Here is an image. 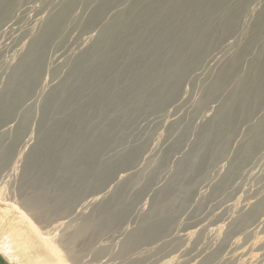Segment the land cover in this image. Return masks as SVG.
I'll use <instances>...</instances> for the list:
<instances>
[{
  "label": "rangeland",
  "instance_id": "obj_1",
  "mask_svg": "<svg viewBox=\"0 0 264 264\" xmlns=\"http://www.w3.org/2000/svg\"><path fill=\"white\" fill-rule=\"evenodd\" d=\"M263 70L264 0H0L3 185L90 225L66 262L0 201L1 264H244Z\"/></svg>",
  "mask_w": 264,
  "mask_h": 264
},
{
  "label": "bare ground",
  "instance_id": "obj_2",
  "mask_svg": "<svg viewBox=\"0 0 264 264\" xmlns=\"http://www.w3.org/2000/svg\"><path fill=\"white\" fill-rule=\"evenodd\" d=\"M185 7V6H184ZM144 8V7H143ZM183 9V8H182ZM104 10V9H103ZM182 11V10H181ZM55 12V11H54ZM142 12V11H141ZM144 12V11H143ZM95 13V12H94ZM101 14V13H100ZM96 15V14H95ZM149 15V14H148ZM154 15V14H153ZM147 16V15H146ZM145 16V17H146ZM143 19V18H142ZM147 19V18H146ZM169 19V18H168ZM167 20V19H166ZM108 22V21H107ZM57 22H54L51 24L50 29H55L57 27ZM171 24H173V21L171 22ZM100 25V24H99ZM173 27V26H172ZM92 28V27H91ZM174 28V27H173ZM111 29V28H110ZM161 31V30H160ZM166 31V30H165ZM122 32V31H121ZM104 33V32H103ZM55 34V33H54ZM161 36V35H160ZM165 36V35H164ZM54 37V36H53ZM146 37V36H145ZM144 37V38H145ZM161 38V37H160ZM162 39V38H161ZM160 39V40H161ZM115 40V38H114ZM135 40V39H134ZM137 41V40H136ZM139 41V40H138ZM135 43V42H134ZM50 44V43H49ZM136 44V43H135ZM137 44H140L137 42ZM47 48V47H46ZM157 49H155L156 51ZM197 51V50H196ZM158 52V51H157ZM155 54V53H154ZM158 54V53H157ZM107 55V53L105 54ZM154 56V55H152ZM156 56V55H155ZM72 57V56H71ZM79 57V56H78ZM77 57V58H78ZM106 57V56H105ZM157 57V56H156ZM155 57V58H156ZM69 58V57H68ZM154 58V57H153ZM154 58V59H155ZM162 59H164L162 57ZM170 59V58H169ZM173 59V58H172ZM199 59V58H198ZM74 60V59H73ZM159 60V59H158ZM161 60V58H160ZM159 60V61H160ZM176 60V59H175ZM193 60V59H192ZM137 61V60H136ZM155 61V60H154ZM158 61V63H159ZM167 61V60H166ZM165 61V62H166ZM173 61V60H172ZM191 61V60H190ZM156 62H157V58H156ZM155 62V63H156ZM162 60L160 61L159 64H161ZM195 62V61H194ZM69 63V62H68ZM148 63V62H147ZM172 63V62H171ZM150 64V63H149ZM148 64V65H149ZM170 64V63H168ZM158 65V64H157ZM195 65V64H194ZM151 66V65H150ZM154 66V65H153ZM143 67V66H142ZM148 67V66H147ZM152 68V66L150 67ZM162 68V66H161ZM167 68V66H166ZM188 68V67H187ZM69 69V68H68ZM95 69V68H94ZM148 69V68H147ZM145 69V70H147ZM192 69V68H190ZM33 70V69H32ZM91 70V69H90ZM93 70V69H92ZM131 70V69H130ZM150 70V69H149ZM153 71V70H152ZM168 71V69H167ZM88 72V71H87ZM129 72V71H128ZM147 72V71H146ZM154 72V71H153ZM156 72V71H155ZM171 72V71H170ZM150 73H152L150 71ZM12 74V73H11ZM60 74V73H59ZM90 74V73H89ZM88 75V74H87ZM97 75V74H96ZM149 75V74H148ZM157 75V74H156ZM23 77V76H22ZM87 77V76H86ZM261 78V84H263L264 82V70L262 71V74L260 76ZM89 78V77H88ZM148 78V77H147ZM26 79V78H25ZM157 79V78H156ZM179 81V80H178ZM177 81V82H178ZM16 82V81H15ZM154 83V82H153ZM180 83V81H179ZM178 83V85H179ZM258 83V82H257ZM25 84V83H24ZM260 84V85H261ZM38 85V84H37ZM175 85V84H174ZM177 85V84H176ZM264 86V85H263ZM45 87V86H44ZM176 87V86H175ZM262 87V86H261ZM26 89V88H25ZM177 89V88H175ZM45 90V89H44ZM174 90V89H173ZM61 91V90H60ZM172 91V90H171ZM43 92V91H42ZM259 93V92H258ZM42 94V93H41ZM14 96V95H13ZM43 97V96H42ZM68 97V96H67ZM172 97V96H171ZM72 99V98H71ZM70 99V100H71ZM142 98H140L141 100ZM47 101V100H46ZM50 101V100H49ZM48 101V102H49ZM54 101V100H53ZM139 101V99H138ZM52 102V101H51ZM62 102V101H61ZM140 104V103H139ZM47 105V104H45ZM108 106V105H107ZM137 106V105H136ZM9 109V108H8ZM105 109V108H104ZM2 111V110H1ZM49 112V111H48ZM5 113V112H4ZM45 113V112H44ZM216 115V114H215ZM46 116V114H45ZM50 116V115H49ZM216 117V116H215ZM218 119V118H217ZM65 120V119H64ZM107 125V124H106ZM108 128V127H107ZM210 128H212V125H210ZM213 129V128H212ZM107 133V132H106ZM105 135V134H104ZM103 135V136H104ZM101 138V137H100ZM251 142V141H250ZM247 148V147H246ZM77 149V148H76ZM240 149V148H239ZM97 150V149H96ZM134 153V152H133ZM5 151L3 152V154H1V158H0V201H2L3 203L6 202H10L11 204H16L19 206L20 209V217L23 221H26L27 224H29L31 227H33L35 229V231L40 234L39 236L41 237L42 241L44 242V244L46 246H49L51 249V251H53L55 253V255H58L59 257H61L62 260H66V262L68 261V258H70L69 260L71 261L74 258V254L72 253V247L75 243H77V241L79 239H82L86 236L87 230L89 228V223H85L83 226H81L80 228H78L74 233L71 234H67L65 236H60L62 237L60 238H56L57 236V232L60 229V227L64 224L65 221H63V218H57L53 220V216L58 213V209L55 207H51V206H46L43 203L42 197H40V195L36 192H34V194H31L29 196H24L21 195V197L19 198L20 200H16L15 198H13L11 196L10 193L6 192V183L7 181L4 179V177L7 174H3V172H1V169H5V163H7L8 161V155L4 156ZM131 154V153H130ZM209 158V157H208ZM201 160V159H200ZM198 160V161H200ZM207 160V159H206ZM205 161V160H204ZM215 161V160H214ZM213 161V162H214ZM195 162H197V160H195ZM123 163V162H122ZM206 163V162H205ZM114 166V165H113ZM22 173V172H21ZM100 173V172H99ZM23 175V173H22ZM22 179V178H21ZM21 181V180H20ZM251 181V180H250ZM5 184V185H3ZM8 186V185H7ZM22 189V187L20 188ZM264 189V188H263ZM31 190V189H30ZM33 191V190H32ZM264 192V191H262ZM26 193V192H24ZM23 193V194H24ZM158 194V193H157ZM26 195V194H25ZM190 195V194H189ZM44 196V195H43ZM46 198V197H45ZM259 205L263 208L264 207V196L262 198H260V202H258ZM180 204V203H179ZM246 205V204H245ZM14 207V205H13ZM15 208V207H14ZM66 208V206H65ZM70 208V206H69ZM72 208V206H71ZM251 208V207H250ZM86 209V208H85ZM17 210V209H16ZM182 213V212H180ZM235 218V217H234ZM172 219V218H171ZM233 219V218H232ZM238 219V217L234 220L236 222V220ZM247 217L245 216L243 218L244 221H246ZM174 220V219H173ZM164 221V220H163ZM175 221V220H174ZM260 221H262V224H264V216L261 217ZM80 225V224H79ZM199 226V225H198ZM65 228V226H64ZM246 228V227H245ZM260 228H264V227H260ZM20 229V228H19ZM182 229V228H181ZM48 233H47V232ZM111 231V230H110ZM237 231V230H236ZM244 231V230H243ZM262 231V230H261ZM259 229H252V233H255L258 237L255 241H253V247H251L249 250L244 249L245 251H243V253L241 252L240 256H242V259L244 257V264H264V251L262 252H255L256 250H262V247L264 245V237L262 236V232ZM247 232V231H246ZM97 233V232H96ZM48 234V235H46ZM131 234V233H130ZM98 235V234H97ZM251 235V234H249ZM128 236V235H127ZM223 236V235H222ZM247 236V234H246ZM99 238V237H98ZM220 238V237H219ZM240 240V239H239ZM86 241V240H85ZM89 241V239H88ZM228 241V240H226ZM244 241V240H243ZM252 241V240H251ZM250 241V242H251ZM81 242V241H80ZM249 242V243H250ZM89 243V242H88ZM235 243V242H234ZM138 244V243H137ZM226 244V243H225ZM123 245V244H122ZM235 245L236 248H239L241 246H239V243H236ZM136 246V245H135ZM140 246V245H138ZM48 248V247H47ZM101 248V247H100ZM128 248V247H127ZM130 248V247H129ZM132 248V247H131ZM244 248V247H243ZM136 249V248H135ZM240 249V248H239ZM233 250L235 251V249L233 248ZM240 251V250H239ZM218 252V251H217ZM220 253V252H219ZM2 255V254H1ZM164 255V254H163ZM237 255V254H234ZM75 256L77 257V255L75 254ZM227 256V254H226ZM3 257V256H2ZM165 257V256H164ZM235 257V256H234ZM239 257V256H238ZM57 258V257H56ZM77 259V258H76ZM149 259V257H148ZM236 259V258H234ZM239 259V258H238ZM237 259V260H238ZM74 260V259H73ZM217 260V259H216ZM215 260V261H216ZM232 260V259H231ZM214 261V260H212ZM211 261V262H212ZM214 261V262H215ZM242 261V260H241ZM210 263V262H209ZM235 263V262H234ZM239 263V262H238ZM241 263V262H240ZM1 264V262H0ZM10 264V263H9ZM107 264V263H106ZM212 264V263H211Z\"/></svg>",
  "mask_w": 264,
  "mask_h": 264
}]
</instances>
